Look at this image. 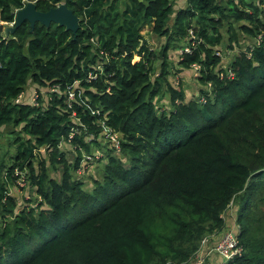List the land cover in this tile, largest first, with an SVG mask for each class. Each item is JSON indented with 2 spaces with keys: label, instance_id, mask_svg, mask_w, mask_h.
<instances>
[{
  "label": "trees",
  "instance_id": "1",
  "mask_svg": "<svg viewBox=\"0 0 264 264\" xmlns=\"http://www.w3.org/2000/svg\"><path fill=\"white\" fill-rule=\"evenodd\" d=\"M26 2L42 12L63 3L79 29L25 21L0 34V127L27 137L11 164L0 157V264H185L204 236L226 230L232 203L241 252L225 264H264V0H186L176 10L174 0H126L123 9L119 0H0V21L13 22ZM145 26L165 38L159 53ZM240 37L253 45L224 66L217 53ZM180 42L190 52L178 54L176 73L196 65L202 89L185 101L165 83V110L153 99L170 73L169 45ZM28 83L45 89L37 106L15 102ZM108 131L120 157L108 152L101 180L81 189V155ZM63 143L77 151L73 163ZM16 170L28 174L35 207L17 208L8 193Z\"/></svg>",
  "mask_w": 264,
  "mask_h": 264
},
{
  "label": "rangeland",
  "instance_id": "2",
  "mask_svg": "<svg viewBox=\"0 0 264 264\" xmlns=\"http://www.w3.org/2000/svg\"><path fill=\"white\" fill-rule=\"evenodd\" d=\"M0 26H11V25L0 23ZM150 30L151 29L149 26H145L141 30V33L143 34L145 38L149 40V47L152 50H154L156 53H159L161 48L165 44V38L155 37L151 35ZM0 34L4 36V34L1 31H0ZM253 43L254 42L250 39H245L243 37H240L239 42L234 43L235 45L233 44V47L231 49H225L224 47H222V52L220 54H221V57L223 58L224 66H226L228 62L233 58V56L237 53L236 52L237 49L238 51L239 50L245 51V49L248 46L253 45ZM178 45L177 43H170L169 45L168 52H167V64H168L170 73L168 74V76H166V81L162 85V89H161L162 92L160 93V95H157L153 99V102L155 103L157 107L165 109V110L169 109V92L167 91V86L165 85V83H167L168 86L176 90L178 89L183 90L185 101H188L193 98L196 99L197 97H199V95H197V92L199 93V90L202 89V86H200V84L197 81V77H198L197 71L195 72L194 70H191V69H185V70H182L180 73H176V71L179 70L177 66L178 54L180 53L179 50L182 47V45L185 46V44L180 42L178 43ZM162 59L163 58L158 55V58L152 64L153 73H154L152 75V81L158 76V72L160 70V64H161ZM31 85H32L31 83H28L24 87V90L21 93V97L18 99L19 103H22V104L27 103L28 105L35 106L38 97L42 99L44 98V96H46L45 89H37V87H35V89L32 90L30 88L32 87ZM19 129H20V126L0 127V157L4 159V163H7V164L12 163L10 160L15 154L18 141L21 139L27 138L24 134L19 133L20 131ZM85 138L88 141L92 139L91 136H86ZM95 140H96V143H89V146H90L89 148L91 151L90 156H92L91 160H90V157L88 159L90 162L85 164V166L81 168V170L78 171L77 173L78 175L74 177V179L81 184L80 185L81 189L92 188L94 184V179H97L99 181L101 180L102 173H103L102 172L103 166L106 163V157H107L108 152L115 157H118V158L120 157V153L118 152V149L115 148L114 144L111 141V138L109 137L107 133L105 134L102 133L98 135L95 138ZM61 152L63 154L64 160L67 163H73L75 161L76 156H77V151L73 147L69 146L68 144L63 143L61 145ZM85 154L86 153H82V155H85ZM41 155L44 157L47 154L46 152L41 151ZM121 158H122L121 161H125L123 157ZM36 164L37 163L35 162L34 165ZM4 168H7V166L5 165ZM4 168L2 169L0 173V180H1V177H3V175L6 172V169L4 170ZM56 168L57 169L55 171L50 169L49 175L52 178H55L58 180L61 177L62 170H61V167H59V164H56ZM27 176L28 174L25 172L26 184L24 187H19L14 184L9 186L8 193L11 194L15 198L17 208L35 207L36 203L39 200V197H37L35 194L36 192L35 188L29 185V180ZM261 207L264 208V204ZM84 215L85 214H77L74 216V218L76 220H79L82 217H84ZM236 216H237V208L235 204L232 203L229 205L228 209L223 214V218L226 222V229H230L229 226H232V225L234 226V223H236ZM5 220L8 222L11 221V217L5 216ZM3 224H4V220L0 218V228H2ZM220 235L218 237L215 236L216 237V239H214L215 241L213 240V236H214L213 234L204 236L208 238L207 248L205 249V252L216 244ZM42 242L40 241L38 242V244ZM212 254H213V257L216 256L217 259L220 260L217 254H214L211 252L210 255H208L205 258V261H204L205 264L212 262L213 260ZM192 259L193 257L190 259L189 262L185 264H191Z\"/></svg>",
  "mask_w": 264,
  "mask_h": 264
},
{
  "label": "built area",
  "instance_id": "3",
  "mask_svg": "<svg viewBox=\"0 0 264 264\" xmlns=\"http://www.w3.org/2000/svg\"><path fill=\"white\" fill-rule=\"evenodd\" d=\"M0 23L13 25V22L6 23V22L0 21ZM257 40H259V37L257 38ZM179 51H180V54L189 53L190 49L188 47H184L182 50H179ZM217 56H221L220 52L217 53ZM193 70L197 71L198 67L196 65H194L193 66ZM231 76H232V73L230 71H228V77H231ZM68 89H70V88H68ZM50 91H52V92L53 91H57V89L50 90ZM70 91H71V89L68 90V92H69L68 93V101L71 100L72 97H73L72 93H70ZM20 97H21V94L16 98L15 102H18L19 101L18 99ZM35 106H37V104H35ZM81 126H83V125H81ZM75 132L76 131H73V130L70 132V134L68 136V142L72 138V136L74 135ZM107 134L111 138L112 143H114V146L117 149H119V146L117 144L118 139H119V135L115 134V133H110V131H108ZM89 157H90V160H91L92 156L87 155V154L82 155L81 165L78 168L77 173H78L79 170H81V168H83L85 166V164L90 162L88 160ZM14 175L16 176V180H15L16 184L15 185H17L19 187H24L25 184H26L25 172L16 170L14 172ZM237 230H238V227L236 225H234L233 228L226 229L220 235V237L217 240L216 244L214 246H212V248L208 249L206 252H205V249L207 248L208 238L207 237L202 238V240L200 242L199 249L193 255V259H192V263L191 264H203L204 261H205V258L208 255H210L211 252L214 253V254H217L219 256L220 264H225L227 261L231 260L234 256L240 254L241 247L239 246L238 241H237Z\"/></svg>",
  "mask_w": 264,
  "mask_h": 264
},
{
  "label": "water",
  "instance_id": "4",
  "mask_svg": "<svg viewBox=\"0 0 264 264\" xmlns=\"http://www.w3.org/2000/svg\"><path fill=\"white\" fill-rule=\"evenodd\" d=\"M25 21L29 23L31 30L36 23L45 27L51 24L62 26L73 35L79 29V18L63 3L42 12L36 9L33 2H26L22 8L15 11L13 25L0 26V31L4 34V38L12 34Z\"/></svg>",
  "mask_w": 264,
  "mask_h": 264
},
{
  "label": "crops",
  "instance_id": "5",
  "mask_svg": "<svg viewBox=\"0 0 264 264\" xmlns=\"http://www.w3.org/2000/svg\"><path fill=\"white\" fill-rule=\"evenodd\" d=\"M185 1L186 0H174V10H176V9H179V8H181V7H183L184 5H185ZM125 2H126V0H119V4H120V9H123V7H124V5H125ZM150 27V29H151V26H149ZM151 31V30H150ZM151 33V32H150ZM152 35V34H151ZM154 36V35H153ZM155 37H157V36H155ZM145 38V37H144ZM163 38V37H162ZM145 40H147V43H148V46H149V40L147 39V38H145ZM150 48V47H149ZM151 49V48H150ZM152 50V49H151ZM32 87H30L32 90L33 89H35V86L32 84L31 85ZM29 94V93H28ZM19 102V101H18ZM25 104H27V103H25ZM28 105V104H27ZM17 205V204H16ZM234 225H235V223H234ZM225 227H226V222H225ZM230 228H233V225L232 226H229ZM221 233H219V234H216V235H214L213 236V240L214 239H216V237L215 236H219ZM215 237V238H214ZM215 241V240H214ZM212 262H209L210 264H218V263H220V260H218L217 259V257L215 256V257H213V254H212ZM210 260V259H209Z\"/></svg>",
  "mask_w": 264,
  "mask_h": 264
}]
</instances>
